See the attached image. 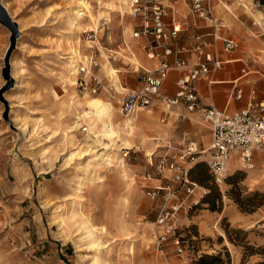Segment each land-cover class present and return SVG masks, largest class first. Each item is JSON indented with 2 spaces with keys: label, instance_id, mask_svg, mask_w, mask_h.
Listing matches in <instances>:
<instances>
[{
  "label": "rangeland",
  "instance_id": "374dc122",
  "mask_svg": "<svg viewBox=\"0 0 264 264\" xmlns=\"http://www.w3.org/2000/svg\"><path fill=\"white\" fill-rule=\"evenodd\" d=\"M77 1L87 8H77ZM119 1L1 0L13 24L0 21V264H264V167L246 168L239 154L221 182L205 157L198 158L190 171L199 186L188 198L192 209L175 224L184 253L172 237L160 242L157 217L176 198L168 204L147 191L180 186L170 170L151 180L146 174L156 172L153 161L168 147L180 153L186 144L171 143L174 117L164 122L163 106L139 111L129 126L119 113L139 71L155 68L144 40L134 37L132 0L125 13ZM235 1L219 0L218 16ZM238 1L250 15L259 14ZM178 6L184 15L191 12L184 0ZM254 20V34L264 36V22ZM72 48L80 52L79 65L98 60L95 75L104 84L98 93H81L67 81L78 59ZM252 56L264 62V46ZM107 57L126 91L102 71ZM93 98L113 110L86 109ZM110 120L118 135L113 141L104 136ZM197 122L203 143L192 144L209 147L210 125L202 117ZM102 153L108 161L88 163Z\"/></svg>",
  "mask_w": 264,
  "mask_h": 264
},
{
  "label": "built area",
  "instance_id": "2783aa9c",
  "mask_svg": "<svg viewBox=\"0 0 264 264\" xmlns=\"http://www.w3.org/2000/svg\"><path fill=\"white\" fill-rule=\"evenodd\" d=\"M188 1L192 11L198 17L210 21L215 29L223 27V23L214 17L212 0ZM131 7L132 16L137 20L134 37L144 40L142 48L147 58L159 61L160 65L154 71H139V79L143 85L140 89L130 90L125 94L119 104V113L125 119H131L139 111L157 104L168 109L184 106L189 112L202 115L209 122L212 131L209 147L198 149L190 143L185 145L180 153L168 147L158 161H153L156 172L146 174V178L151 180L154 175L163 176L167 170H170L172 181L180 186L177 189L169 184L160 185L149 189L147 194L152 198L164 196L168 204L171 199L176 198L173 203L161 209L156 222L164 231L159 237L160 242H167L168 238L172 237L177 252L183 254L185 248L180 237L176 235L175 224L181 214L191 211L192 204L188 202V198L194 195L199 187L190 179L191 169L198 158L204 156L212 175L217 182H221L225 179L227 165L234 154H239L246 168L254 169L256 152L264 151V102L252 99L245 109L232 115L202 104L197 96L196 83L203 76L223 67L222 60L216 54L206 50L211 43L204 40L205 35L196 38L199 42L194 48L199 60L197 64L192 65L187 60L178 58L170 64L165 57L175 54L174 45L177 43L180 27L166 24L165 4L160 0H132ZM212 36L214 40L223 41L226 52H234L238 46L237 42L228 36L219 35L218 32ZM98 66V60L92 56L87 65L78 67L76 87L81 93L96 94L104 88L103 82L95 75V69ZM174 69H187L188 72L177 82V91L173 97H170L164 95L162 90L169 72ZM238 97L242 98L241 92L238 93ZM84 130L86 131L87 128L85 127ZM177 158L180 161H177ZM180 189L186 191L185 198H179Z\"/></svg>",
  "mask_w": 264,
  "mask_h": 264
},
{
  "label": "crops",
  "instance_id": "0c3cea01",
  "mask_svg": "<svg viewBox=\"0 0 264 264\" xmlns=\"http://www.w3.org/2000/svg\"><path fill=\"white\" fill-rule=\"evenodd\" d=\"M181 1L183 0H171L172 6L167 9V14L164 17L167 25L180 27L179 37L177 43L174 45L175 54L165 57L166 61L173 64L178 58L180 60H187L192 65L197 64L199 60L194 52V48L199 42L196 38L200 35H205L204 40L211 43L206 50L216 54L217 57L222 60L223 67L218 71L203 76L201 80L196 83L197 96H199L202 104L211 106L227 115H232L239 110L245 109L252 99L264 102V62L252 56V51H258L264 46V36H257V34H254L257 28L256 26L258 25V22H255L254 18L257 17L259 22H264V0H246L248 3L247 5H250L255 12L259 13L255 16L245 11V7H248L245 4L242 8H240L239 4L236 6L235 4L239 3L238 0L228 3L227 5H229L231 9L232 7L235 8V10L239 12V16L233 15L229 7L227 12L220 11L221 16H218L217 3L219 0H212L211 6L213 8L214 17L216 20L218 19L223 23V27L217 29H215L210 21L194 14L192 6H190L187 0L184 1L187 6L191 7V12L184 15L180 6H178V3ZM215 32H218V34L222 36H228L233 41L237 42L238 46L236 50L234 52H226L224 50L223 41L213 39L212 35ZM228 32L233 34V36L229 35ZM148 60L147 58V61ZM150 61L154 63L153 65L155 68L148 69V71L156 70L160 65L159 61L149 60L148 63H150ZM128 63L133 65L131 62ZM143 70H147L146 67L143 68ZM187 72V69L171 70L168 74V79L165 81L162 90L163 94L173 97L177 91V82ZM142 85L138 76V78L130 84V90H138ZM239 92H241L242 98L238 97ZM157 107H161V105L157 104L149 108L154 109ZM166 109L167 110L164 112V122L166 119H172L174 117L170 132L171 143L174 144L176 148H181V146L190 143L196 145H201L203 143L197 131L198 118L202 117L203 120H205L202 115L191 113L184 106ZM206 122L209 124L208 121ZM206 138H208V136H206ZM202 147H204V145L199 146L201 149ZM257 162H261L264 167V151L256 152L254 164H257ZM233 163L236 164V162Z\"/></svg>",
  "mask_w": 264,
  "mask_h": 264
},
{
  "label": "bare ground",
  "instance_id": "6f19581e",
  "mask_svg": "<svg viewBox=\"0 0 264 264\" xmlns=\"http://www.w3.org/2000/svg\"><path fill=\"white\" fill-rule=\"evenodd\" d=\"M119 2H121V5H122V11L123 13L124 12V6H126L128 4L127 0H120ZM87 4L83 1H77V8H81V9H84L85 7L87 8ZM128 6V5H127ZM6 8V7H5ZM7 9V8H6ZM80 9V10H81ZM80 10L79 11H76L77 14L79 15H82V13L80 14ZM121 10V9H120ZM127 47L129 48V46L127 45ZM125 50L126 49V45H125ZM72 53H74V56L75 58H78L80 56V52L78 51L77 48L73 49L72 48ZM131 62L135 63L134 60L130 59ZM76 64L73 65V66H70V69L68 70L67 72V75H66V79L67 81L69 82L70 86L73 87L74 85H76V81H74V79L76 78L77 76V72H78V67L80 66L78 63L80 62V58H78L77 60H75ZM84 63V65H87L88 63V60L87 62H84V60L82 61ZM74 63V61H73ZM78 66V67H77ZM139 66L137 65L136 66V70L139 71ZM102 71H105L113 80L114 84L116 87H118V90L120 91H126L127 89L125 87H122L120 86V76H119V73L121 72L119 69H115L113 66H112V63L111 61L109 60V58L107 57L106 61L104 62L103 66H102ZM86 109H89L91 111H96V113H99L100 111H111L113 110V107H111L109 104H106V103H102V101L98 98H93L91 99L90 101L87 102V105L85 107ZM86 114L89 115L90 112H88V110L86 111ZM90 118V116H88ZM127 125L129 126L130 123H131V120L130 119H127ZM104 136L107 137L110 141H113L115 140L118 135L117 133L115 132V129H114V126H113V122L112 120L108 121L106 124H105V129H104ZM98 137V136H97ZM95 151H92V153H86V155H89V154H94ZM151 155V153L149 154V156ZM109 154L107 153H102L101 155L97 156V157H93L94 159L90 160L88 163H97L98 165H101L103 164L104 162L108 161L109 160ZM237 158V157H236ZM233 162H236V159L235 157L233 156V158L231 159V161L229 162V166L230 169L232 170L233 167L230 166ZM236 164L238 165V163L236 162ZM235 167V166H234Z\"/></svg>",
  "mask_w": 264,
  "mask_h": 264
},
{
  "label": "water",
  "instance_id": "95a60500",
  "mask_svg": "<svg viewBox=\"0 0 264 264\" xmlns=\"http://www.w3.org/2000/svg\"><path fill=\"white\" fill-rule=\"evenodd\" d=\"M0 21L6 25H11L12 26V22L10 19V16L8 15V12L6 10V8L4 7V5L2 4L1 0H0Z\"/></svg>",
  "mask_w": 264,
  "mask_h": 264
},
{
  "label": "trees",
  "instance_id": "16d2710c",
  "mask_svg": "<svg viewBox=\"0 0 264 264\" xmlns=\"http://www.w3.org/2000/svg\"><path fill=\"white\" fill-rule=\"evenodd\" d=\"M253 208L255 209V206H253Z\"/></svg>",
  "mask_w": 264,
  "mask_h": 264
}]
</instances>
